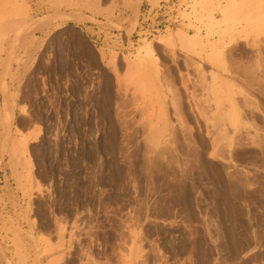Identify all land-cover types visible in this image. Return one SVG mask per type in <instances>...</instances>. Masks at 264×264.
Listing matches in <instances>:
<instances>
[{
  "label": "rangeland",
  "instance_id": "obj_1",
  "mask_svg": "<svg viewBox=\"0 0 264 264\" xmlns=\"http://www.w3.org/2000/svg\"><path fill=\"white\" fill-rule=\"evenodd\" d=\"M36 2L0 0V264H264V0Z\"/></svg>",
  "mask_w": 264,
  "mask_h": 264
},
{
  "label": "bare ground",
  "instance_id": "obj_2",
  "mask_svg": "<svg viewBox=\"0 0 264 264\" xmlns=\"http://www.w3.org/2000/svg\"><path fill=\"white\" fill-rule=\"evenodd\" d=\"M91 3V2H90ZM231 7V6H230ZM229 7V8H230ZM14 14H16V13H14L13 12V15ZM18 16V15H17ZM16 19V18H15ZM13 21V20H12ZM16 23V22H15ZM13 24V23H12ZM18 25V24H17ZM186 35V34H185ZM185 35H182V33L181 32H177V35L176 36H178V39H179V41L183 44V45H187V44H190V42H189V40H188V38L185 36ZM171 36H173V34L171 33ZM185 36V37H184ZM174 40L176 39V38H174V37H172ZM194 41V40H193ZM191 45V44H190ZM190 47V46H189ZM188 49V48H187ZM213 85V84H212ZM217 85V84H216ZM213 88V87H212ZM216 88H217V86H216ZM209 89H211V88H209ZM214 89H215V86H214ZM213 90V89H212ZM214 91V90H213ZM214 94V93H213ZM214 96V95H213ZM216 96V95H215ZM218 109H220L219 107H218ZM218 111V110H217ZM217 113V112H216ZM219 113H221V116L220 117H217V118H219L220 120H224L223 118L221 119V117H223L222 116V114H224V111H220ZM235 113H237V112H235L234 110H233V112L232 113H227V114H225V116L227 117V119H228V121H229V124L231 123V126L232 125H236V127H237V124H238V117H237V115L235 114ZM218 114V113H217ZM216 114V115H217ZM215 115V116H216ZM225 121V120H224ZM223 121V122H224ZM228 121H227V124H228ZM225 126V125H224ZM223 126V127H224ZM229 126V125H228ZM227 127V126H226ZM239 127V126H238ZM238 130V129H237Z\"/></svg>",
  "mask_w": 264,
  "mask_h": 264
},
{
  "label": "built area",
  "instance_id": "obj_3",
  "mask_svg": "<svg viewBox=\"0 0 264 264\" xmlns=\"http://www.w3.org/2000/svg\"><path fill=\"white\" fill-rule=\"evenodd\" d=\"M173 4L174 3L164 4L160 8L153 10L152 14H154V15H156L158 17H163L164 19H167V23L169 25V28L172 27L173 29H175L176 26L174 24H176V22H174L172 20L174 18H171L170 17L171 15L169 14V11L171 9H173V6H174ZM148 17L150 18L151 14ZM148 17H147V20L149 19ZM171 20H172L173 23L171 22ZM164 29H165V27L163 29H161V30H164ZM156 34H157V32H156Z\"/></svg>",
  "mask_w": 264,
  "mask_h": 264
},
{
  "label": "crops",
  "instance_id": "obj_4",
  "mask_svg": "<svg viewBox=\"0 0 264 264\" xmlns=\"http://www.w3.org/2000/svg\"><path fill=\"white\" fill-rule=\"evenodd\" d=\"M33 5H34L35 16L40 15V14H37V10L41 11V9L37 8L36 0H34ZM61 15H67V13H65V14L61 13ZM45 16H46L45 14H41L39 19H41V17H45ZM85 17H90V16L89 15H85ZM70 24L75 25L76 27H78L82 31H84L85 28H94V27L90 26V22L89 21L74 22V21L65 20V21H61V28L60 29H62L65 26H68ZM97 40L98 39H96L95 41L97 42Z\"/></svg>",
  "mask_w": 264,
  "mask_h": 264
}]
</instances>
